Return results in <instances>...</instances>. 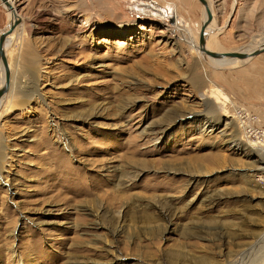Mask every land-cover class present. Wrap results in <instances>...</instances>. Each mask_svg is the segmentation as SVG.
Returning <instances> with one entry per match:
<instances>
[{"label": "rangeland", "instance_id": "rangeland-1", "mask_svg": "<svg viewBox=\"0 0 264 264\" xmlns=\"http://www.w3.org/2000/svg\"><path fill=\"white\" fill-rule=\"evenodd\" d=\"M12 1L0 264H264V51L186 44L198 0ZM208 2L213 51L264 44V0Z\"/></svg>", "mask_w": 264, "mask_h": 264}, {"label": "water", "instance_id": "water-1", "mask_svg": "<svg viewBox=\"0 0 264 264\" xmlns=\"http://www.w3.org/2000/svg\"><path fill=\"white\" fill-rule=\"evenodd\" d=\"M204 7L205 13H206V21H210L212 15L210 12V9L208 7L207 0H198ZM1 2L4 4V6L8 9L9 12L12 13L14 16V21L11 26H9L5 30L0 31V62L3 67V83L0 86V103L2 98L6 93H8L9 88H10V82H11V71H10V65L8 62V58L6 55V48L4 46V43L9 35H11L17 26L21 22L20 16L17 15L16 13V8L14 7L13 3L10 2V0H1ZM203 34H204V27H200V31L198 34V44H199V51L202 55L211 57V58H222V57H227L229 59L236 58L239 60H244L247 58L254 57L258 55L259 53L264 51V44L259 45L258 48L252 49L250 51H225V52H217V51H209L204 48V39H203Z\"/></svg>", "mask_w": 264, "mask_h": 264}, {"label": "bare ground", "instance_id": "bare-ground-1", "mask_svg": "<svg viewBox=\"0 0 264 264\" xmlns=\"http://www.w3.org/2000/svg\"><path fill=\"white\" fill-rule=\"evenodd\" d=\"M10 2L13 3L12 0H10ZM207 3H208V7H209V9H210V12H211V5H210V2H208V0H207ZM235 6H236V2H235V4H234V7H235ZM15 11H16L17 15L20 16V14L18 13V10L16 9ZM211 15H212V17H211L210 21H206L207 16H206V13H205V19H204V25H203V27H204V34H203L204 48L207 49V50H209V51H213V49H216V50L220 51V50H222V48H221L220 43L218 42L217 34H218V32L221 30V28L218 27L217 22L214 21L215 19L213 20V14H212V12H211ZM9 17H10V23H9V25L7 26V28H8L9 26L12 25V23H13V21H14V19H15L11 12H9ZM86 23H87V22H86ZM7 28H6V29H7ZM16 30H17V29H16ZM223 30H224V29H223ZM171 35H172V34H171ZM10 36H11V35H9V36L7 37V39H6L5 43H4L5 48H6V46H7L8 43H9ZM183 39H184V41H185L186 44L188 43L189 45H191L192 47H194L196 50H199V47H197V46L193 43V41H191L190 39H187V38H183ZM205 39H206V44H205ZM10 41H11V40H10ZM209 58H211V57H209ZM211 60H212L213 62H215V63H216V62H217V63H218V62H226V63H227V61L236 60V58L229 59V58H227V57H222V58H211ZM245 61H246V60H245ZM3 74H4V73H3V67H2V64H1V62H0V75L3 76V78H4V75H3ZM2 83H3V82H0V86H1ZM3 100H4V99H3Z\"/></svg>", "mask_w": 264, "mask_h": 264}, {"label": "crops", "instance_id": "crops-1", "mask_svg": "<svg viewBox=\"0 0 264 264\" xmlns=\"http://www.w3.org/2000/svg\"><path fill=\"white\" fill-rule=\"evenodd\" d=\"M15 3H18V0H15ZM9 21H10V20H9ZM7 25H9V24H7ZM1 30H5V28H4V29H0V31H1Z\"/></svg>", "mask_w": 264, "mask_h": 264}]
</instances>
